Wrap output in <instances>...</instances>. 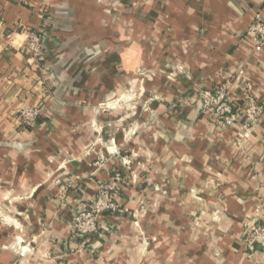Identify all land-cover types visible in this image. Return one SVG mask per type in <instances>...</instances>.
<instances>
[{
  "label": "crops",
  "instance_id": "0c3cea01",
  "mask_svg": "<svg viewBox=\"0 0 264 264\" xmlns=\"http://www.w3.org/2000/svg\"><path fill=\"white\" fill-rule=\"evenodd\" d=\"M257 17L264 0H0V264H264L241 241L264 218V114L220 130L195 98L223 87L264 104V48L246 33ZM26 30L42 32L41 66ZM26 107L42 115L21 129ZM116 173L120 207L151 185L154 208L140 227L101 217L102 237L81 246L72 218Z\"/></svg>",
  "mask_w": 264,
  "mask_h": 264
},
{
  "label": "built area",
  "instance_id": "2783aa9c",
  "mask_svg": "<svg viewBox=\"0 0 264 264\" xmlns=\"http://www.w3.org/2000/svg\"><path fill=\"white\" fill-rule=\"evenodd\" d=\"M26 40L23 51L37 66L45 58L42 32L24 31ZM254 41L255 50L264 48V20L257 17L246 31ZM197 104L201 111L207 113L213 125L220 130L232 126H240L245 130L252 129L264 114V104L253 97L245 98L241 103L232 102L223 87L213 90H203L196 94ZM42 115L39 107H26L16 112L15 119L18 127L27 129L32 126ZM264 142V137H263ZM122 176L116 173L113 181L102 183L92 201L85 204L72 218L70 224L71 237L81 238V246L91 242L90 237H102V230L107 226L100 223V218L106 215L116 217L126 212L119 207L116 201V190L122 185ZM244 253L264 254V218L250 221L242 237Z\"/></svg>",
  "mask_w": 264,
  "mask_h": 264
},
{
  "label": "rangeland",
  "instance_id": "374dc122",
  "mask_svg": "<svg viewBox=\"0 0 264 264\" xmlns=\"http://www.w3.org/2000/svg\"><path fill=\"white\" fill-rule=\"evenodd\" d=\"M129 97H131V98H135V94H132V93H130V95H128ZM123 97H124V95L123 96H121V97H117V98H115V99H112V100H110L109 101V103L108 102H106V103H104V104H100L99 106H98V114H100V113H112V112H114V113H117V111H119V110H121L122 108H121V106L119 105V103L123 100ZM129 112H131V114H134V115H136L137 114V107L136 106H132L131 108H130V111ZM120 118H123V117H119V119ZM137 124V123H136ZM136 126L137 125H131V129L130 130H127V129H125L124 131H123V133H124V137H123V139H125L126 141H127V143L129 144L130 143V141L132 140V138L131 137H135V135H136ZM128 135H131V137H129ZM113 143H114V141H113V139H111V141H110V144L108 143V145H107V147H109V146H111V147H113L114 145H113ZM128 144H125L124 145V147H126ZM122 153V164H123V166H125L126 168L128 167V169H130V167H132V163H136V165L138 166V162H136V159H137V152L136 151H129V152H124V150L121 152ZM129 158V159H128ZM126 161H125V160ZM130 160H132V162L130 163L129 161ZM136 166V167H137ZM135 169V168H134ZM134 169L132 168L131 170H129L132 174H134L135 175V177L136 176H138V171L136 170V171H134ZM133 171H134V173H133ZM121 176H122V180H123V183H122V185L124 184L125 185V183H127V180H126V178H125V176H124V174H120ZM124 177V178H123ZM134 181V184H136L137 183V180L135 179V180H133ZM102 184V183H101ZM100 185V184H99ZM98 185V186H99ZM98 186H97V191H98ZM137 187V186H136ZM154 186H151V185H147V191H146V194H145V200H142L141 202H137V205L138 206H136V208H132V210H130V209H127L126 210V212L124 213V214H122V215H117L116 217L118 218V219H120V218H127L126 220H128L129 222H130V224L131 225H134L135 227H140V220L142 219V218H144V216L145 215H147L150 211H152L153 210V206H154V201H153V198L151 197V194H153L154 193ZM95 197V196H94ZM94 199V198H93ZM92 199V200H93ZM120 207V206H119ZM122 210H123V206H121L120 207ZM2 220V217L0 216V221ZM3 221V220H2ZM113 229H110V232H111V234L113 233V231H112ZM134 240L136 239V241H138L139 240V238H141V240H144V241H147V242H149V241H153V236L152 237H149V236H143V234H140V237H139V234L138 233H136L135 235H134ZM139 237V238H138ZM72 238V237H71ZM95 237H90V239H91V242H92V239H94ZM73 240H79L80 241V239L79 238H77V237H73L72 238ZM97 239V238H96ZM20 240V238H15V241L16 242H18ZM17 252H19V250L17 251ZM24 252H25V250L23 251V255H24ZM26 254V253H25ZM253 258V257H252ZM252 258H250V259H252Z\"/></svg>",
  "mask_w": 264,
  "mask_h": 264
},
{
  "label": "trees",
  "instance_id": "16d2710c",
  "mask_svg": "<svg viewBox=\"0 0 264 264\" xmlns=\"http://www.w3.org/2000/svg\"><path fill=\"white\" fill-rule=\"evenodd\" d=\"M76 240V239H75ZM76 241H78L79 242V240H76Z\"/></svg>",
  "mask_w": 264,
  "mask_h": 264
}]
</instances>
